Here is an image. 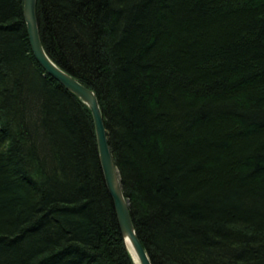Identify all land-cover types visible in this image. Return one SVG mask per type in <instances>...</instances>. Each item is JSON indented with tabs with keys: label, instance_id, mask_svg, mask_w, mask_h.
I'll use <instances>...</instances> for the list:
<instances>
[{
	"label": "trees",
	"instance_id": "obj_1",
	"mask_svg": "<svg viewBox=\"0 0 264 264\" xmlns=\"http://www.w3.org/2000/svg\"><path fill=\"white\" fill-rule=\"evenodd\" d=\"M42 45L98 98L152 264H264V0H37ZM0 264H136L92 113L0 0Z\"/></svg>",
	"mask_w": 264,
	"mask_h": 264
},
{
	"label": "water",
	"instance_id": "obj_2",
	"mask_svg": "<svg viewBox=\"0 0 264 264\" xmlns=\"http://www.w3.org/2000/svg\"><path fill=\"white\" fill-rule=\"evenodd\" d=\"M36 4L37 0H23V15L31 50L38 63L49 75L74 93L89 107L94 121L99 159L106 187L112 198L126 247L136 264H152L133 224L129 200L124 194L120 172L111 153L107 129L96 93L50 59L41 42Z\"/></svg>",
	"mask_w": 264,
	"mask_h": 264
}]
</instances>
